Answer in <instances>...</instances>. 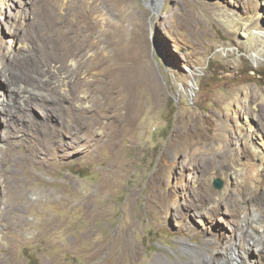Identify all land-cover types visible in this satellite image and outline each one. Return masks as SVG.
I'll use <instances>...</instances> for the list:
<instances>
[{"label": "rangeland", "instance_id": "obj_1", "mask_svg": "<svg viewBox=\"0 0 264 264\" xmlns=\"http://www.w3.org/2000/svg\"><path fill=\"white\" fill-rule=\"evenodd\" d=\"M255 2L0 0L1 97L10 76L65 74L28 106L0 104V261L225 256L237 234L222 198L239 193L227 165L258 164L264 134V54L234 29L253 16L264 29ZM247 90L250 115L232 114Z\"/></svg>", "mask_w": 264, "mask_h": 264}, {"label": "bare ground", "instance_id": "obj_2", "mask_svg": "<svg viewBox=\"0 0 264 264\" xmlns=\"http://www.w3.org/2000/svg\"><path fill=\"white\" fill-rule=\"evenodd\" d=\"M262 7L263 6L260 7L259 3L255 2L250 9L261 16L260 13L262 11ZM244 9L246 10V8ZM257 19L253 16L245 21H241V23H236L237 26L234 27V29L236 28L239 30L243 38V43L247 46V51L249 52L250 57L253 61L258 63L259 60L257 58L264 54V29L259 25L260 23L257 22ZM229 22H232V20ZM231 25L230 28H232ZM46 75L47 73H44V77H46ZM40 79L36 84H29L26 82L25 84L24 81L19 79L16 80L14 77L12 78V76H10V81L13 82V85L7 88L5 94L6 97L4 94L3 98L1 97L2 95H0V104L6 102L11 106H15L18 103H22L25 106H28L29 103L37 98L40 91L49 84V80H52V85L54 84L59 89L64 86L65 74L54 72V75L52 77L49 76L47 81ZM236 93L237 92L232 93V96ZM245 96L246 99L239 104L232 114L238 115L240 113H246V115H250L249 112L251 110V106L256 103V93L251 90H247ZM227 106L229 107V104ZM79 110L80 109H77L76 111L79 112ZM258 112L260 113L261 109H259ZM256 116L257 115L255 113V117ZM220 127L222 126L220 125ZM224 141L228 144L231 140H228L225 137ZM221 147L222 144L219 148ZM252 149L254 156L260 160L258 164H242L237 161H231L227 165L229 175H231L233 181H235V185L238 188L239 193L238 195L224 194L225 196H223L222 199L224 201V206L227 207H225V212L228 217L232 219L233 224L231 227L234 228V232L237 234V240L232 247L223 251L225 256L219 258L218 260L213 258L216 255H201L198 261L201 264H264V233L262 236L257 237L254 232L256 229L263 230L264 232V165H262L264 158L263 133L258 137V145ZM232 205L233 208H230ZM203 232L210 233L211 230L207 228L204 229ZM157 261L159 264H166L164 257L159 256ZM0 264H15V261L11 256H8L2 259Z\"/></svg>", "mask_w": 264, "mask_h": 264}, {"label": "trees", "instance_id": "obj_3", "mask_svg": "<svg viewBox=\"0 0 264 264\" xmlns=\"http://www.w3.org/2000/svg\"><path fill=\"white\" fill-rule=\"evenodd\" d=\"M26 258L28 260V264H38L37 260L32 255H26Z\"/></svg>", "mask_w": 264, "mask_h": 264}, {"label": "water", "instance_id": "obj_4", "mask_svg": "<svg viewBox=\"0 0 264 264\" xmlns=\"http://www.w3.org/2000/svg\"><path fill=\"white\" fill-rule=\"evenodd\" d=\"M215 183H216L217 188H221L222 187V184H221L220 180H216Z\"/></svg>", "mask_w": 264, "mask_h": 264}]
</instances>
